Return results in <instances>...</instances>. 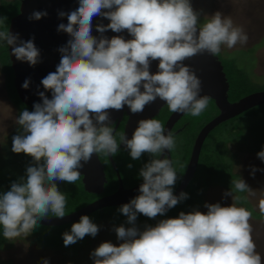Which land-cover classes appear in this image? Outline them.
I'll return each mask as SVG.
<instances>
[{
  "label": "clouds",
  "instance_id": "9594fccd",
  "mask_svg": "<svg viewBox=\"0 0 264 264\" xmlns=\"http://www.w3.org/2000/svg\"><path fill=\"white\" fill-rule=\"evenodd\" d=\"M58 15L66 16L67 23L59 24L57 31L70 38L59 48L56 71L41 80L52 98L39 92L42 103H35L31 112L24 109L16 119L22 131L12 137L11 150L30 156L33 163L10 190L0 193L4 238L27 237L50 212L65 217L67 195L59 191L57 181L74 184L81 177V161L87 163L94 153L115 156L123 144L133 160L144 153L151 159L139 171L140 194L118 209L131 225L114 227L122 243L102 242L90 254L94 264H262L253 239L252 212L238 206L244 197L234 195L255 194L242 178L232 180L230 191L224 193L232 197L230 206L205 203L206 213L181 211L155 226L137 227L138 214L163 216L188 198L184 192L174 195L178 176L173 161L160 158L165 149H174L176 140L171 131L165 135V127L153 118L139 120L132 138L121 134L117 143L108 111L127 106L140 113L159 97L171 112L200 116L210 97L199 95L201 80L182 61L205 51L215 56L222 45L232 49L247 44L243 26L220 11L206 16L207 22L200 25L190 0H79L75 10ZM45 16L46 11H33L28 19ZM96 16L110 21L96 25L99 38L92 35ZM6 19L0 17V25ZM108 30H127L132 39L119 35L109 39L103 35ZM0 41L11 47L16 60L31 66L40 62L34 38L24 41L5 29L0 30ZM153 60H159L155 74L149 71ZM29 83L25 80L22 87L27 89ZM257 156L264 161V150ZM259 209L264 214V199ZM98 232L99 226L82 215L70 232L63 233V242L67 247Z\"/></svg>",
  "mask_w": 264,
  "mask_h": 264
},
{
  "label": "rangeland",
  "instance_id": "374dc122",
  "mask_svg": "<svg viewBox=\"0 0 264 264\" xmlns=\"http://www.w3.org/2000/svg\"><path fill=\"white\" fill-rule=\"evenodd\" d=\"M190 3L193 9L198 13L200 11V15L203 16H199L200 25L207 22L208 17L206 16L210 17L215 12L220 11L224 16H230L234 24L243 26L248 35L247 44H237L232 49L222 45L221 51L217 55L220 59H228L234 62L241 69L245 75L244 79L246 81L242 82L245 88L249 89L251 86L255 88L263 87L264 0H190ZM17 5V0L8 3L0 1V17H9L10 19ZM5 27L6 22L0 25V30H4ZM4 45H7L6 42L0 41V66L2 65V69L10 74L8 55L6 56L5 51L2 50ZM7 82V76L0 69V176L5 174L9 168L14 170L13 174L17 172L16 174L25 175L26 168L33 163L32 158L23 153H14L11 150L12 137L22 131L16 123V119L20 114L19 107L21 111L25 107H18L11 99ZM208 107L198 116L199 119H203L208 112L210 113ZM252 108L244 111L236 121L231 122L230 119H227V121L217 125L210 132L203 146L206 151L208 149L212 151L211 149L216 146L222 150L226 147L229 148L230 153L226 151L224 152L225 155L220 157L232 165V171L238 174L239 178L244 179L249 187L253 189L254 195L247 192L241 193V195L245 196L248 206L251 205L255 211L260 212L259 203L264 199V161L258 158L257 153L264 150V116L259 113L255 114ZM185 117L188 119L193 116L187 114ZM236 123H238V129L229 130ZM193 128L191 125L190 133H192ZM236 131H240V133ZM228 140L232 142L228 143L227 146L226 141ZM237 140L239 142H234ZM253 168L257 169L254 174L252 172ZM7 180L6 177H0V183H7ZM227 191H230V189L221 185H213L205 189L202 192L203 202L198 211L207 212V208L204 207L205 203H220L221 206H230L232 197L224 195ZM238 206L244 207L240 203H238ZM145 220V218H140L139 223H137L141 224V230L145 227ZM250 223L253 227V239L257 245L256 251L261 254L262 264H264V219L252 216ZM96 224L99 226V232L95 237L90 236L88 238L86 246L80 248L76 244H72V248L69 246V251L71 253L76 252L75 254H71L64 249L54 250L39 245L37 240L29 234L25 238L23 236L17 237L10 241V245L0 248V264H43L45 259L48 260L49 264H94L90 254L102 242L110 241L116 246L122 243L117 239L113 230L114 227L120 225H115L109 219L101 220ZM130 226L126 225L125 227ZM82 240L81 243H84L85 238Z\"/></svg>",
  "mask_w": 264,
  "mask_h": 264
},
{
  "label": "water",
  "instance_id": "95a60500",
  "mask_svg": "<svg viewBox=\"0 0 264 264\" xmlns=\"http://www.w3.org/2000/svg\"><path fill=\"white\" fill-rule=\"evenodd\" d=\"M79 0H20L19 11L11 17L8 25V30L12 33H18L20 39L27 41L34 38L35 46L40 50V62L35 66H31L28 62L16 60L11 55V47L7 45V53L10 61V67L13 74V85L18 98L28 106L30 112L34 110L35 103H42L39 92H45V95L51 99V91L45 90L41 84V80L46 77L50 72L56 71V66L60 61L59 48L67 44L70 38L66 32L57 31L58 25L67 23V17L60 18L58 13L60 11L69 12L75 10L78 6ZM33 11H46L47 16L42 17L40 20H29L28 17ZM103 11H107L106 9ZM107 25L110 21L103 17H93L92 20V35L100 37V33L96 31L97 24ZM198 34V32H197ZM111 39L113 36L119 35L123 38L132 39L127 30L120 33H114L108 30L103 34ZM182 63L189 66L201 80L200 96L207 95L214 101L215 106L218 108L219 113L206 122L196 135L194 140L190 158L184 172V175L177 186L174 195L179 196L183 191L193 172L197 166L199 153L203 141L207 134L221 122L232 118L252 107L264 104V89L255 90L240 98L230 101L228 99L229 82L227 80L225 71L223 70L222 61L217 55L213 56L207 51L198 53L193 57L186 58ZM159 60H153L150 63V73L155 74L158 71ZM25 80H29V87L23 88L22 85ZM143 91V89L141 88ZM166 101L161 100L159 97L155 101L145 106L144 110L140 113H132L127 106L122 110L109 109L111 123L117 119L114 130L119 122L121 116L125 112L128 115L123 134H126L128 139L132 138L134 130L138 127V121L141 119H151L165 104ZM183 113H172L165 122V135L170 130L175 119ZM126 148L125 145L121 144ZM127 149V148H126ZM164 153H169L167 149ZM109 158L112 160L111 156ZM83 167L78 169L81 173V180L83 187L87 192L100 193L103 188L105 180L102 164L99 161L98 155L93 154L91 159L84 163ZM114 165V164H113ZM115 167V165H114ZM116 168V167H115ZM119 186L118 188L105 196L99 197L73 211L65 213V217L57 218L49 215L47 218H41L38 221L40 225L56 226L63 225L70 222H75L80 219L82 215H88L91 212L106 206L119 205L129 203L130 200L137 196L139 187L143 183L140 182L131 188H124L120 176L117 172Z\"/></svg>",
  "mask_w": 264,
  "mask_h": 264
},
{
  "label": "trees",
  "instance_id": "16d2710c",
  "mask_svg": "<svg viewBox=\"0 0 264 264\" xmlns=\"http://www.w3.org/2000/svg\"><path fill=\"white\" fill-rule=\"evenodd\" d=\"M17 11H18V8L16 7L13 14L16 13ZM8 21H9V17L5 21L6 27L4 28V30L7 29L8 27ZM6 47L7 46L4 45V48L2 50L5 51V55L7 56L8 53H7ZM220 60L222 61L223 70L225 71L227 80L229 82V89H228V99L229 100H236L240 98L241 96L247 94L248 92L259 90V89H264V85L261 88H255L252 86L249 89L245 88V86L242 84L243 81H246L244 79L245 75L243 74L241 69L237 67L234 62L229 61L228 59H220ZM10 71H11V67H10ZM7 86H8L9 96L14 101V103L18 107L22 106V107H25V109H27L28 111H30L28 106L25 105L18 98V95L13 85L12 71L10 72V76L8 77ZM210 104H212V102ZM212 105L214 106V104ZM252 109L255 114L259 113V114H262V116H264V104L257 105L253 107ZM21 112L22 111L20 110V107H19V113ZM241 116L242 114L237 115L234 118L230 119L229 121L231 122L236 121ZM207 119H208L207 114L204 116L203 119H199V117L188 118V120L190 121V126L192 125L194 127L192 129V131L194 130L193 133H195L197 129ZM237 124L238 123H236L234 127H231L232 129L230 128L229 130L234 131L235 129H238ZM237 133H240V131H238ZM236 142H239V140H237ZM211 150L212 151L208 149L206 151V149H204V146H202L200 157H199V162H198V176L201 177L202 181L200 184H194L192 186L187 199L178 203L175 208L166 212L163 216L158 215L156 218H148L142 214H138L136 224L139 223L140 218L141 219L145 218L146 219L144 221L145 225L155 226L156 223L161 219L178 217L181 211L185 213H189L193 211L194 209L198 207L199 203L201 202V197H200L201 189L203 190L209 185H221L228 189H231L232 187L231 181L239 179V176L236 173L232 172L231 165L220 157L221 155H225L224 152H226L227 149L225 148L224 150H222L218 146H216L215 148ZM13 172L14 170L9 168V170L5 172V174L0 176V177H6V179H8L7 183H3V182L0 183V193L10 190V186L13 182L17 181L20 177L25 176L22 174H16L17 172L13 174ZM57 187L59 191L67 195L65 213L67 211L69 212V211L75 210L83 206L85 203H87L91 199V196H92L90 193L84 190L80 179L76 181L74 184L64 182V181H57ZM111 187L113 186L110 180L109 184L107 185V188L110 189ZM235 195L244 197V199H242L239 203L242 204L246 209L251 211L254 217L264 219V214H261V212L255 211L251 205L248 206V201L246 200L245 196H242L241 193H236ZM119 208L120 207H114L112 205V207H107V208L101 209L100 211H93L88 216L90 217L93 223L96 222L95 219L103 218V219H109L113 221V223L115 224L127 225L126 223L127 217L118 211ZM49 214H52V213L50 212ZM79 220L76 222H71V223H67L63 225H56V226L38 224L37 227L30 233V235L37 240L39 245H43L47 248H51L54 250L64 249V250L69 251V249L72 248V246L70 245V248H69V246L66 247L64 245L63 233L70 232L71 230L70 226L73 223L79 222ZM137 225H141V224H137ZM86 237L87 235L84 238L86 239ZM7 242L8 240H6L3 236V228L0 227V248H4V246L10 245V241L8 243ZM81 242H83V240L77 241L75 243L76 246L79 247ZM69 252L71 253V251Z\"/></svg>",
  "mask_w": 264,
  "mask_h": 264
},
{
  "label": "flooded vegetation",
  "instance_id": "af4514ba",
  "mask_svg": "<svg viewBox=\"0 0 264 264\" xmlns=\"http://www.w3.org/2000/svg\"><path fill=\"white\" fill-rule=\"evenodd\" d=\"M0 1H3V3L4 2L8 3V2H11V1L14 2L16 0H0ZM17 1H18L17 7H18V11H19L20 0H17ZM18 11L16 13L12 14V16L17 14ZM200 13L201 12L199 11V16H202V15H200ZM10 19H9V21H10ZM9 21H8V25H9ZM9 63H10V61H9ZM0 69H1V71L4 72V74L7 76V78L10 76V74L8 72H6V71H4L2 69V65L0 66ZM11 71H12V69H11ZM259 90H262V89H259ZM230 101H233V100H230ZM211 102H212V104H214V101L212 99H210L209 100V104H208V106H209L208 108L210 109V113L209 112L207 113L208 119L197 129V131L195 133H193V131H192V133H193L192 134L189 131V129H190V121L185 117L189 113H183L181 116H179L177 119L174 120L172 126L170 127L169 131H171L173 133V135L175 137V140H176V144H175L174 149L171 152H169L168 154L164 153V155L162 156L161 159H163L165 156L168 157L169 159H171L173 161V166L176 169L178 179H177V181H176V183L174 185L173 193L175 192L177 186L179 185V183H180V181H181V179H182V177L184 175V172L186 170V167H187V164H188V161H189V158H190L192 146H193V143H194V140L196 138L197 133L199 132L201 127L206 122H208L210 119H212L214 116H216L219 113L218 108L215 106V104H214V106L212 104H210ZM172 113L173 112H171L169 110L167 104L165 103L159 108L158 112L151 119H153V118L154 119H158L162 123V125L164 126L166 120L168 119V117ZM242 113H244V112H242ZM242 113H240V114H242ZM240 114H238V115H240ZM234 117H232V118H234ZM127 118H128V115L124 112L123 115L121 116L119 122L117 123V126H116L115 130H114L113 134H114V136H115V138L117 140V143H119L120 135L124 133L125 124L127 122ZM232 118H229V119H232ZM225 121H227V120H225ZM116 122H117V119H115L112 122V123H114V125H112V127L115 126ZM210 132L205 137V139L203 141V144L205 143L208 135H210ZM231 142H232L231 140L226 141V145L228 146V143H231ZM234 142H236V141H234ZM203 144H202V146H203ZM201 149H202V147H201ZM226 149L230 153L229 148L226 147ZM200 152H201V150H200ZM199 157H200V153H199ZM98 158H99V161L102 164L105 180L103 182V188H102V191L100 193L88 192L92 196H91V199L87 203H89V202H91V201H93V200H95V199H97L99 197L108 195V194L114 192L118 188L119 180H118L117 172H118V174L120 176V179H121V182H122V186L124 188H131V187L135 186L136 184L142 182L143 179H142V177L139 176V171L144 166V164H146L151 159L149 154L144 153V154H142L140 159L133 160L131 158L130 154H129V150L124 148L123 146H120V150L118 151V153L115 156H111L112 160L109 158V156H107V155H105L103 153L98 154ZM156 158H159V157H156ZM131 159H132V161H131ZM198 162H199V158H198ZM198 162H197V166H196V168H195V170L193 172V175H192L191 179L189 180V182L187 183V185L185 186V188L182 191L184 193H187V197H188V195L190 193V190H191L192 186L194 184H200L201 181H202L201 177L198 176ZM113 164L115 165L116 168L114 167ZM129 164L132 165L131 168L128 167ZM231 169H232V165H231ZM81 178L82 177H80V181L82 182ZM110 180H111V184H112L113 187L108 189L107 185L109 184ZM82 185H83V183H82ZM210 186H213V185H209L208 187L204 188L203 190L201 189V192H200L201 202L199 203L198 207L195 210H198L200 208L202 202H203L202 192L205 189L209 188ZM135 197L136 196H134L133 198H135ZM87 203H85V204H87ZM113 206L114 207H120L119 205H113ZM107 207H112V206L102 207V208L97 209L95 211H100L101 209H104V208H107ZM175 207H173V208H175ZM173 208L169 209L168 211L172 210ZM51 215H53V214H51ZM95 220H96V222H100L101 220H105V219L100 218V219H95ZM96 222H95V224H96ZM115 225H121V224H115ZM124 226H126V225H124ZM137 227L140 228L142 226L141 225H137ZM89 237H90V235H87L84 243H81L79 248L80 247H84V246L87 245V241H88Z\"/></svg>",
  "mask_w": 264,
  "mask_h": 264
}]
</instances>
